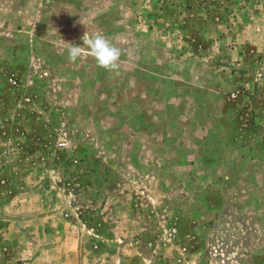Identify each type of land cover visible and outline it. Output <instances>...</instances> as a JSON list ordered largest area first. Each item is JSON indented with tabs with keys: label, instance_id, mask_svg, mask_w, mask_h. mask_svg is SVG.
<instances>
[{
	"label": "rangeland",
	"instance_id": "rangeland-1",
	"mask_svg": "<svg viewBox=\"0 0 264 264\" xmlns=\"http://www.w3.org/2000/svg\"><path fill=\"white\" fill-rule=\"evenodd\" d=\"M0 264H264V0H0Z\"/></svg>",
	"mask_w": 264,
	"mask_h": 264
},
{
	"label": "clouds",
	"instance_id": "clouds-1",
	"mask_svg": "<svg viewBox=\"0 0 264 264\" xmlns=\"http://www.w3.org/2000/svg\"><path fill=\"white\" fill-rule=\"evenodd\" d=\"M86 45L88 53L95 59L98 67L109 69L115 68L116 62L120 56V51L112 46L103 35L96 34L83 40ZM67 57L70 61L75 62L82 55V48L80 45L72 44L66 49Z\"/></svg>",
	"mask_w": 264,
	"mask_h": 264
}]
</instances>
